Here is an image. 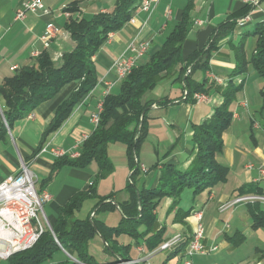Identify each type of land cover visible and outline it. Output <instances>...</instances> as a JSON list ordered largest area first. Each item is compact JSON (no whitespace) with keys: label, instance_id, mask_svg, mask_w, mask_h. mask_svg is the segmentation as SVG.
<instances>
[{"label":"crops","instance_id":"0c3cea01","mask_svg":"<svg viewBox=\"0 0 264 264\" xmlns=\"http://www.w3.org/2000/svg\"><path fill=\"white\" fill-rule=\"evenodd\" d=\"M25 1L28 0H0V86L15 71L32 66L37 56L42 53H47L53 65L60 67L62 55L71 52L75 47L64 30L66 21L75 16L70 13L69 17L64 15L67 6L76 3L79 16L90 19L98 13L111 12L116 3V0H41L48 11L46 14L28 13L23 20L15 21V12ZM185 4L186 0H158L150 11H142L137 7L131 17L134 21L109 34L92 58L98 83L75 105L56 131L45 136L58 107L77 89L78 81L65 85L51 100L39 105L26 117L15 120L7 130V135L0 140V182L18 173L21 159L26 162L37 178L38 189L46 190L51 195V200L43 207L48 228L55 222L60 206L66 204L73 195L89 191L98 171L97 163L84 169L67 164L57 168L56 161L61 157L54 156L52 150H61L68 158L79 153L78 146L81 141L89 137L95 129L91 115L102 105L105 97L104 82L112 83L108 94L119 92L122 80L111 69L113 62L119 57L128 56L127 48L131 42L148 41L150 48L147 54L137 62L146 63L181 19ZM246 6L249 5L242 0H194V7L190 11V31L181 52L184 63L191 54L207 45L211 34L221 24L234 20L233 29L230 32H221L216 40L215 48L210 53L208 68H199L190 74V79L197 84L205 81L208 84L213 83L209 76L212 75L227 82L225 85L215 84L222 90L229 84L238 88L229 107L232 120L221 136L222 150L215 155L216 162L228 169L226 181L208 190L207 199L199 210V205L185 207L179 201V208L184 211L191 210V214L182 221H174L177 209L171 208V198H165L159 203L155 210L157 230L164 228L165 242L179 235L181 241L177 245L167 250L149 252L145 238L134 239L121 234L116 240L119 246L126 249L113 252L99 235H95L94 248L88 251V244L87 251L97 264H121L124 262L123 258H129L135 264H183L184 253L166 259L177 246L190 241L194 224L192 215L195 212L202 213L205 229L203 245L215 250L205 255L193 256L190 259L192 264H264V248L256 247L251 253L242 250L246 236L241 226L246 220L250 221L252 232H264L263 229L252 228L248 203L220 209L241 196L242 192L244 195H254L258 191L264 198V177L259 173V169L264 168V100L261 94L264 81L252 69L244 74L233 75L238 45L243 43V54L249 61L255 53L256 45V38L251 34L264 18L263 0L248 12H251V21L240 28L236 22L248 14L245 12ZM167 11H170L168 15ZM48 25L59 28L60 32L46 47L40 38ZM180 68L178 66L171 75L164 76L144 97L145 101L152 103L146 113L147 137L140 147L138 162L140 164L142 159L150 167L139 165L141 176L135 185L137 191L156 188L164 165H171L181 172L191 168L196 153L194 130L209 119L223 102L222 92L213 90L204 102L186 101L182 96L184 85L179 76ZM116 89L118 92L114 93ZM162 100L167 102L159 104ZM1 104L3 101L0 99V119L3 113ZM114 145L117 143L108 146L107 157L109 151L115 152V149L126 156V159L121 157L120 166L123 178L126 177L127 188L131 170L126 148H116ZM41 148L46 151L40 152ZM109 161L113 170L107 176L114 172V163ZM94 188L98 196L112 195V204L118 206L115 202V185L104 191L106 193H102L96 183ZM128 200L125 199L124 202ZM258 203L259 208L264 210V203ZM95 219L103 222L97 215ZM120 219L119 213V218L113 222L112 227L118 226ZM232 237L237 241L243 237L244 241L234 246L228 240ZM262 238L264 239V234ZM161 253H165L163 259L158 257ZM67 260L80 264L63 249L42 264H59ZM0 264L9 262L0 260Z\"/></svg>","mask_w":264,"mask_h":264},{"label":"trees","instance_id":"16d2710c","mask_svg":"<svg viewBox=\"0 0 264 264\" xmlns=\"http://www.w3.org/2000/svg\"><path fill=\"white\" fill-rule=\"evenodd\" d=\"M141 1L116 0L111 12L98 13L90 19L79 16L76 3L67 6L65 12L75 16L66 21L64 30L74 42V49L62 55L60 67H55L49 55L42 53L37 56L32 66L23 67L4 80L0 86V99L3 101L1 107L6 124L0 119V140L7 135V130L15 120L26 117L39 105L51 100L65 85L78 81L77 89L58 107L55 117L45 131V136L56 131L75 105L98 83L92 58L109 34L118 31L129 22ZM193 7L194 0H186L181 19L160 48L150 55L146 63H136L131 73L121 81L117 94H108L104 97L99 123L92 134L82 142L78 157L63 156L56 161L57 168L67 164L77 169H84L95 162L98 165L95 178L102 179L113 170L112 163L107 157L108 146L122 143L126 148L131 170L130 183L127 186L129 200L115 206L111 201L112 195H97L94 188L96 180L93 181L89 191L73 195L66 204L58 208L51 231L46 229L31 249L14 254L8 259L9 264H42L50 260L61 248L75 257L80 264H97L87 251L88 244L95 235H99L113 252L126 249L119 246L116 240L121 234L134 239L145 238L147 251L153 252L165 242L164 228L157 230L155 215V210L163 199L173 200L171 208L177 209L174 221H182L191 214V210L184 211L179 208L180 196L185 189H191L193 194L197 195L226 181L228 169L216 162L215 155L222 150L221 136L232 120L229 107L238 88L229 84L222 90L214 83L208 84L207 81L197 84L190 79V74L196 69L208 68L210 53L214 50L220 33L230 32L235 22L231 20L221 24L213 31L207 45L195 51L182 63L181 52L190 31V11ZM251 9L252 6H246L245 12L248 13ZM251 35L256 38L255 53L247 61L243 54V43H240L237 47V63L233 75L244 74L252 69L264 81V18L255 26ZM178 66H181L179 76L183 81V89L187 92L186 101L194 102L195 93L208 95L213 90L222 92L223 102L209 119L194 130L193 142L196 145V153L191 168L181 172L171 165H164L156 188L137 191L135 185L140 172L138 154L147 137L146 113L152 103L145 101L144 97L164 76L171 75ZM188 68L190 73L186 75ZM261 94L264 100V86ZM166 102L162 100L158 103ZM240 195H244V192ZM254 195L261 196V193L255 191ZM89 199L96 200L89 216L83 219L75 218V213ZM258 204V202L247 204L252 218V228L264 230V210H261ZM113 210H117L121 216L118 226L109 227L95 219L98 213ZM228 240L234 246L244 241L243 237L240 241L235 237ZM188 242L177 246L166 260L184 253ZM122 261L131 260L123 258ZM59 264L77 263L67 260Z\"/></svg>","mask_w":264,"mask_h":264},{"label":"built area","instance_id":"2783aa9c","mask_svg":"<svg viewBox=\"0 0 264 264\" xmlns=\"http://www.w3.org/2000/svg\"><path fill=\"white\" fill-rule=\"evenodd\" d=\"M158 0H142L138 6L139 10L150 11ZM245 4L252 6V9L257 7L260 0H242ZM42 12L46 14L48 11L42 4L41 0H28L21 3V6L15 12V21H21L28 13ZM170 11H167V15ZM64 15L69 17L68 12ZM134 20H129L132 23ZM251 21V12L243 18L237 20L236 24L241 28ZM60 29L48 25L41 40L46 47L50 41L56 37ZM150 48L148 41L131 42L127 48L128 56L117 58L112 64V70L115 72L119 80L125 79L139 59L144 57ZM190 73L188 68L186 75ZM211 81L216 85H225L227 82L209 75ZM105 96L108 95L109 89L112 86L110 82H104ZM183 98L187 96V92L183 89ZM193 100L196 103L207 100V95L203 93L193 94ZM102 110L101 105L98 111L91 115V122L94 128L99 123V114ZM4 117V116H3ZM31 117V116H30ZM3 122L5 120L3 118ZM6 124V123H5ZM78 148H80L82 142ZM45 148H41L40 152H45ZM56 157H63L65 153L61 150H52ZM79 153H75L72 158L78 157ZM251 167V166H249ZM260 176L264 177V168L259 169ZM37 178L29 169L26 162L20 160V168L17 174L10 175L0 182V260H8L14 254L31 249L43 232L49 229L45 222V215L43 207L51 200V195L46 190H39L37 188ZM255 202H264V198L258 195H244L233 199L231 202L221 206V210H225L237 204H247ZM194 219L192 236L187 244L184 255L183 264H192L191 258L195 255H205L214 251L215 248L209 249L203 245L205 236V229L202 222V213L195 212L192 215ZM181 241L180 236H175L172 239L164 242L157 250L163 251L177 245ZM59 245V243H58ZM60 246V245H59ZM62 249V248H61ZM121 264H135V262H122Z\"/></svg>","mask_w":264,"mask_h":264},{"label":"rangeland","instance_id":"374dc122","mask_svg":"<svg viewBox=\"0 0 264 264\" xmlns=\"http://www.w3.org/2000/svg\"><path fill=\"white\" fill-rule=\"evenodd\" d=\"M187 72V71H186ZM114 93L118 92L117 89L113 91ZM116 148H124V145L122 143H117V145H114ZM113 151H109L108 153V158L109 160H111L114 164V172L103 178V179H96L95 175L93 178V181L96 180V184L97 187H100V190H102V193H106L104 191L109 190L112 185L116 186L115 189V202L118 204H122L124 202V200L129 199V191L126 188V177L123 178L122 175V169L120 166V160L121 157H124L126 159V156L123 155V153L121 154V152L119 153L117 149ZM145 156V155H144ZM147 162H143L142 159H140V164H143L147 167H150V164H146ZM95 162H93L91 165V167L95 166ZM149 165V166H148ZM30 168V167H29ZM31 170V168H30ZM34 174V173H33ZM35 175V174H34ZM141 176V173L139 172V177ZM138 177V178H139ZM39 187V184H37V188ZM209 191L205 190L204 192L200 193V194H193L191 189H185L181 196H180V205L187 207V205H194V207L197 205L198 206V210L202 207V205L204 204V202L207 199ZM193 198V201H192ZM95 199H89L87 201H85L82 205V207L80 208V210L78 212L75 213V218H86L89 216V213L91 212L94 204H95ZM264 203V202H263ZM45 207V205H44ZM97 218L102 220L103 222H105L108 226L112 227L113 222L115 220H118L119 218V213L117 210H113V211H104L101 213L97 214ZM245 221V220H244ZM206 220H204V224H205ZM243 223V222H242ZM118 225V223L116 224ZM204 226V225H203ZM251 223L249 220H246L244 222V224H242L241 228L244 229V235L246 236V240L245 242H243V246H242V250H244V252L246 253H251L252 250H254L256 247L259 248H264V239L262 238L264 232L260 231L259 233H254L252 232L251 229ZM140 231L142 229H139ZM96 238V237H95ZM98 240V239H95ZM94 248V239L90 240L89 242V249L88 251L93 250ZM102 248V244L100 245V250ZM159 258L163 259L165 257V253H161L158 255Z\"/></svg>","mask_w":264,"mask_h":264},{"label":"water","instance_id":"95a60500","mask_svg":"<svg viewBox=\"0 0 264 264\" xmlns=\"http://www.w3.org/2000/svg\"><path fill=\"white\" fill-rule=\"evenodd\" d=\"M1 115H2V119H3V118H4V117H3V116H4L3 113H2ZM49 230L51 231V228H49Z\"/></svg>","mask_w":264,"mask_h":264}]
</instances>
